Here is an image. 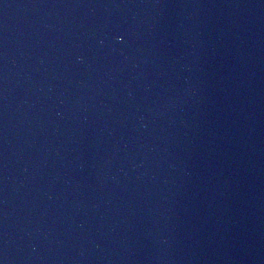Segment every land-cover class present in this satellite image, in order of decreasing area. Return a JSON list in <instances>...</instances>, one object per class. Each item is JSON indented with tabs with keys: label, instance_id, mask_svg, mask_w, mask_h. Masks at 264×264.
<instances>
[{
	"label": "water",
	"instance_id": "95a60500",
	"mask_svg": "<svg viewBox=\"0 0 264 264\" xmlns=\"http://www.w3.org/2000/svg\"><path fill=\"white\" fill-rule=\"evenodd\" d=\"M0 264H264V0H0Z\"/></svg>",
	"mask_w": 264,
	"mask_h": 264
}]
</instances>
